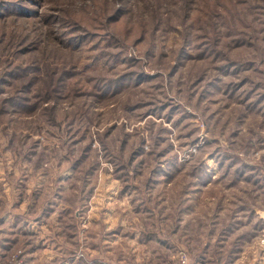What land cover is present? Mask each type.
Wrapping results in <instances>:
<instances>
[{"label":"rangeland","instance_id":"1","mask_svg":"<svg viewBox=\"0 0 264 264\" xmlns=\"http://www.w3.org/2000/svg\"><path fill=\"white\" fill-rule=\"evenodd\" d=\"M0 264H264V0H0Z\"/></svg>","mask_w":264,"mask_h":264},{"label":"crops","instance_id":"2","mask_svg":"<svg viewBox=\"0 0 264 264\" xmlns=\"http://www.w3.org/2000/svg\"><path fill=\"white\" fill-rule=\"evenodd\" d=\"M14 211H0V226L4 224L6 221V218L9 217L10 215H14ZM7 223V222H5ZM3 232H0V250H6L8 251L11 249L12 245V238L15 237L16 232L11 231L9 228H6L5 230H1Z\"/></svg>","mask_w":264,"mask_h":264}]
</instances>
